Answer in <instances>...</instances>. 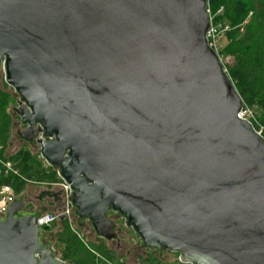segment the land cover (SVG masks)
<instances>
[{
	"label": "water",
	"instance_id": "1",
	"mask_svg": "<svg viewBox=\"0 0 264 264\" xmlns=\"http://www.w3.org/2000/svg\"><path fill=\"white\" fill-rule=\"evenodd\" d=\"M208 28L207 0H0V86L19 119L4 155L25 144L70 189L64 203L27 185L0 215V264H68L37 218L62 222L69 204L106 242L111 212L157 257L264 264V140L237 119Z\"/></svg>",
	"mask_w": 264,
	"mask_h": 264
},
{
	"label": "trees",
	"instance_id": "2",
	"mask_svg": "<svg viewBox=\"0 0 264 264\" xmlns=\"http://www.w3.org/2000/svg\"><path fill=\"white\" fill-rule=\"evenodd\" d=\"M207 7L215 24L228 26L225 45L219 52L228 78L242 101L243 109H255L259 124L264 127V0H207ZM3 83L0 86V161L11 163L13 175L0 164V189L10 187L17 197L24 194L29 182H55V172L46 174L32 152L21 149L6 157L4 151L9 146L13 124L7 113L13 102L12 93ZM51 228V227H50ZM46 228V232L51 229ZM54 242L61 246L58 258L68 264H106L97 260L65 226L62 233H54ZM104 260L115 262L113 253L104 250ZM177 258V254H175ZM161 259L146 255L139 264H160ZM174 264H181L177 260Z\"/></svg>",
	"mask_w": 264,
	"mask_h": 264
},
{
	"label": "rangeland",
	"instance_id": "3",
	"mask_svg": "<svg viewBox=\"0 0 264 264\" xmlns=\"http://www.w3.org/2000/svg\"><path fill=\"white\" fill-rule=\"evenodd\" d=\"M225 43L226 41H225V38L223 37L219 40L218 45L220 48H223ZM220 61L222 64L229 63L228 60L222 59L221 57H220ZM3 83H4V80L2 79V84ZM9 89L10 88L8 87L7 91H9ZM11 106L14 107V109L17 108V101L14 98H13V102L9 104L7 110H9ZM250 111L253 112L254 115L257 114L255 109L253 110L250 109ZM9 116L11 118L12 124L19 122L18 117L15 116L14 114H11ZM22 129L23 128L21 127V130ZM21 149L29 150L25 144H22L16 151L9 153L8 155H6V157L13 155L15 152ZM32 154L34 158L36 159V161L41 164V168L46 171V174L55 172L56 181L55 182L47 181L45 184H42V185L38 184V182H29L28 186L31 187L30 193L33 196H36L37 195L36 187H44L50 192H55L57 190L63 191V189L60 187V184H59L60 181H59L56 171H52L51 168L46 165V163L41 159L39 152H35ZM50 184H53L54 186H48ZM43 202L45 203L47 207L46 210L55 208L53 201L51 199H45ZM25 203L32 205L33 208L38 207V201H34L33 199L28 198V197H25ZM108 219L114 221L116 223L117 230H119L117 240L113 242H106L104 240L97 239L91 230L83 234L79 229L75 227L74 223H72L70 220L69 221L63 220L62 222L56 221V223L52 225L50 229L51 231H53V233H56V232L62 233V231H64L65 229V226H67L69 231L79 240V242H81L83 246H85L89 251H91V253L92 251L94 252L93 254L96 255L97 260L101 259V262H105L106 264H139L140 259L142 257H145L146 255L155 256L154 253H151L140 247V242L138 238L135 236L134 232L131 229L126 228L125 225H123L124 221L121 220L118 216H115V214L110 213V215L108 216ZM53 248L57 252V250L61 249V246L57 245V243H54ZM104 250H110L113 253V255L115 256L113 257L115 262L111 263L110 261H106L102 258L101 253ZM157 258L161 259L160 264H174L176 260L178 261V259L175 257V254H171L169 252H165L164 254H162L160 257H157Z\"/></svg>",
	"mask_w": 264,
	"mask_h": 264
},
{
	"label": "built area",
	"instance_id": "4",
	"mask_svg": "<svg viewBox=\"0 0 264 264\" xmlns=\"http://www.w3.org/2000/svg\"><path fill=\"white\" fill-rule=\"evenodd\" d=\"M207 13L209 16V28H208L205 38L207 40L208 46L217 54L220 60L219 52L221 51L222 48H220L218 44H219V40L223 38L225 36V33L228 31V26L220 24V23L215 24L213 22V17L210 15L208 7H207ZM237 119L242 120V121H247L253 128L254 132L264 140V127H262L259 124L253 112H251L249 109H242ZM0 164L5 167L6 172H10L13 175H17V172L12 170L11 163H8V162L3 163L0 161ZM59 181H60L59 182L60 187L63 189V191H61V199L64 201V203H68L69 202L68 196L70 194V189L68 188L67 184H65L60 178H59ZM38 184L42 185L45 183H38ZM48 186H54V185L50 184ZM16 197L17 196L14 195L10 187H2L0 189V215L1 216L6 214L9 206L11 205V203ZM35 209L36 208H33L32 205L26 204V211L33 212ZM70 210H71V204L64 206L66 221L70 220L69 219ZM56 221L57 220L54 218V212L49 211V212L39 215V217L37 218V227L41 230H45L46 228H50L52 225H54Z\"/></svg>",
	"mask_w": 264,
	"mask_h": 264
},
{
	"label": "flooded vegetation",
	"instance_id": "5",
	"mask_svg": "<svg viewBox=\"0 0 264 264\" xmlns=\"http://www.w3.org/2000/svg\"><path fill=\"white\" fill-rule=\"evenodd\" d=\"M110 213H111V212L108 213L107 218H108V216L110 215ZM111 214H112V213H111ZM115 216H117V215H115ZM47 233H49V232H47ZM49 234H50V233H49Z\"/></svg>",
	"mask_w": 264,
	"mask_h": 264
}]
</instances>
